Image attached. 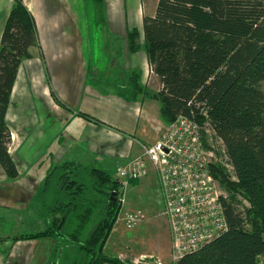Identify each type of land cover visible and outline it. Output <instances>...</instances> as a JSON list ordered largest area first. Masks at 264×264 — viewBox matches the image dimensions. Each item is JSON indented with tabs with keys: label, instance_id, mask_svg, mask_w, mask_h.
I'll list each match as a JSON object with an SVG mask.
<instances>
[{
	"label": "trees",
	"instance_id": "trees-1",
	"mask_svg": "<svg viewBox=\"0 0 264 264\" xmlns=\"http://www.w3.org/2000/svg\"><path fill=\"white\" fill-rule=\"evenodd\" d=\"M143 32L160 88L151 94L142 86L134 88L136 82L121 91L123 97L143 94L158 99L167 123L180 115L195 120L210 148L208 123L222 141L226 164L233 171L231 175L217 162L210 167L229 194L222 198L227 231L177 264H260L259 257L264 256V0H158L155 14L143 18ZM138 38L133 31L132 51L139 49ZM34 47H40L34 16L23 0H14L0 47V164L8 179L17 178L19 171L9 151L6 114L19 68L33 56ZM118 186L110 172L95 164L54 165L38 194L47 227L14 240H56L58 250L62 249L56 264H124L104 252L122 207L119 197H111ZM238 192L248 206L236 196Z\"/></svg>",
	"mask_w": 264,
	"mask_h": 264
},
{
	"label": "crops",
	"instance_id": "crops-1",
	"mask_svg": "<svg viewBox=\"0 0 264 264\" xmlns=\"http://www.w3.org/2000/svg\"><path fill=\"white\" fill-rule=\"evenodd\" d=\"M23 1L34 16L40 47L32 48L33 56L22 62L6 114L9 151L19 176L8 179L0 164V218L12 213L29 217L28 224L37 222L44 230L48 220L44 221L38 194L54 165L76 161L116 171L141 153V144L156 143L167 124L159 101L122 95L136 82L134 88L147 89L150 72L160 88L149 60L127 48L131 24L126 18L113 16L107 5L106 19L102 18L106 33L97 40L89 34L86 53L84 21L73 0ZM13 5L14 0H0V47ZM97 42L113 61L94 59ZM51 89L59 100H52ZM53 123L57 127L50 130ZM57 247L52 238L4 240L0 264H47Z\"/></svg>",
	"mask_w": 264,
	"mask_h": 264
},
{
	"label": "rangeland",
	"instance_id": "rangeland-1",
	"mask_svg": "<svg viewBox=\"0 0 264 264\" xmlns=\"http://www.w3.org/2000/svg\"><path fill=\"white\" fill-rule=\"evenodd\" d=\"M157 3L158 0H73L72 5L75 6L77 4V12L80 13L81 11L84 21L83 33L85 52H88L87 38L89 34L95 36L97 40L100 38L101 34L104 35L106 33L104 28L106 26L103 25L102 18L106 19V7L109 5L113 16L120 14V16L126 18V21L131 24L130 26L128 25L129 29L126 35L129 52L131 54L141 53V56H145L149 60L143 32V18L144 16H152L155 14ZM133 31H137L139 35V38L136 41L139 47L137 51H132L131 47ZM99 42H97V45L95 46L97 54L94 59L100 61L104 60L102 63L108 64L110 60L113 61V57L107 54L109 51L107 52V50L103 51L100 49L101 42ZM134 76H137V74H134L133 77ZM147 82L148 87L145 89L146 92L151 94L158 92L157 81H154L151 77V72L148 76ZM262 88L264 89V82L262 83ZM50 95L52 100H59L53 89L50 90ZM39 113L41 114L40 108ZM25 123H28V121ZM165 123L167 124V127L171 124L167 122ZM7 125H9V123H7ZM56 127V123H53L49 129L54 130ZM208 130L209 135L207 140L210 149L214 154L212 161L223 165L228 172L233 175L231 167L226 164L222 141L215 136L211 128ZM142 145L144 144H141L140 146ZM129 162L119 165L116 171L109 168V172L114 178H116L118 169L122 166H126ZM135 181L137 182H130L126 186V189L121 191L122 197L125 198V201L120 202L122 205L121 211L104 252L108 257L119 259L124 264H140L139 261L141 257L145 255L158 256L164 262L163 264H170V226L169 220L164 214L165 200L162 195L156 172L153 168H150L148 175L145 178ZM118 189L119 186L117 190ZM222 192L227 194V196L229 195L227 190L223 188ZM236 196L240 199H244L243 195L239 192ZM115 197H118L117 193H115ZM244 205H249L245 199ZM136 214L139 215V220L136 222H129L130 216H135ZM30 219L31 218L29 217H17L14 213H12L11 216L4 215L3 218H0V242L4 240L13 241L17 236L39 232L43 229L42 226L38 227L37 222L28 224L27 221ZM46 219L47 218L44 217V221ZM40 224L42 223L40 222ZM3 248L5 247L3 246ZM57 248L53 251L47 264H51L57 256L59 259L62 249L58 250ZM259 262L260 264H264V256L259 257Z\"/></svg>",
	"mask_w": 264,
	"mask_h": 264
},
{
	"label": "built area",
	"instance_id": "built-area-1",
	"mask_svg": "<svg viewBox=\"0 0 264 264\" xmlns=\"http://www.w3.org/2000/svg\"><path fill=\"white\" fill-rule=\"evenodd\" d=\"M208 129L207 125V133ZM141 148L138 156L118 169L119 189L115 193L124 202L121 191L130 182L145 178L153 168L165 200L164 214L169 220L170 264H177L186 254L199 250L227 231L222 204L227 194L211 173L214 154L206 147L201 127L195 120L178 116L156 143L144 144ZM129 219L136 222L139 215ZM139 262L164 263L153 255L142 256Z\"/></svg>",
	"mask_w": 264,
	"mask_h": 264
},
{
	"label": "water",
	"instance_id": "water-1",
	"mask_svg": "<svg viewBox=\"0 0 264 264\" xmlns=\"http://www.w3.org/2000/svg\"><path fill=\"white\" fill-rule=\"evenodd\" d=\"M111 197H112V199H115V198H116V197H115V193H113Z\"/></svg>",
	"mask_w": 264,
	"mask_h": 264
}]
</instances>
